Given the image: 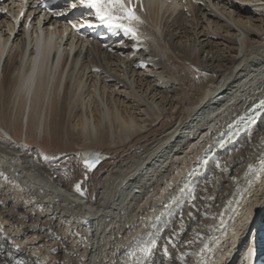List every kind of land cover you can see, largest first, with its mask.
I'll list each match as a JSON object with an SVG mask.
<instances>
[{
    "label": "bare ground",
    "instance_id": "bare-ground-1",
    "mask_svg": "<svg viewBox=\"0 0 264 264\" xmlns=\"http://www.w3.org/2000/svg\"><path fill=\"white\" fill-rule=\"evenodd\" d=\"M99 6L95 38L0 4V138L24 127L88 170L69 186L0 142V264H264V110L214 147L264 95V0Z\"/></svg>",
    "mask_w": 264,
    "mask_h": 264
},
{
    "label": "rangeland",
    "instance_id": "rangeland-1",
    "mask_svg": "<svg viewBox=\"0 0 264 264\" xmlns=\"http://www.w3.org/2000/svg\"><path fill=\"white\" fill-rule=\"evenodd\" d=\"M176 116L172 115L169 118L163 117L159 121H156L150 125V129H155L153 136L162 131V129L171 122L174 121ZM159 131V132H158ZM24 127L19 126L15 130V134L12 137L7 136L6 139L0 138V142L12 145V147L19 148L20 152H26L31 158H34L37 164L44 167L52 168L57 171L62 178L69 184H74L79 180H87L88 170L81 164L79 158V149H75L74 146L63 150L61 146L50 140L48 137H44L42 140L33 133L25 135ZM26 136V137H25ZM105 153H108L109 157L105 159L106 163L113 164L117 158L123 156L125 152L131 150V145L124 148L109 149L106 147L101 148ZM90 174V172H89ZM89 180V179H88ZM90 185V186H89ZM86 186L91 191L92 183L87 181ZM238 188V187H237ZM262 227H264V222ZM259 228V232H260ZM160 236V235H159ZM125 261V260H124ZM128 264L127 262H125ZM113 264V262L111 263Z\"/></svg>",
    "mask_w": 264,
    "mask_h": 264
},
{
    "label": "water",
    "instance_id": "water-1",
    "mask_svg": "<svg viewBox=\"0 0 264 264\" xmlns=\"http://www.w3.org/2000/svg\"><path fill=\"white\" fill-rule=\"evenodd\" d=\"M87 164H88L87 166H89V167H91L93 165L92 162H89V161L87 162Z\"/></svg>",
    "mask_w": 264,
    "mask_h": 264
}]
</instances>
